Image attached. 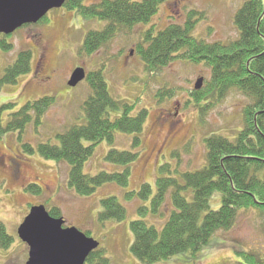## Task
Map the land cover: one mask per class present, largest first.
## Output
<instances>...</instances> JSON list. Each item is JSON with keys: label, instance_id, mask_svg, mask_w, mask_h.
Instances as JSON below:
<instances>
[{"label": "rangeland", "instance_id": "rangeland-1", "mask_svg": "<svg viewBox=\"0 0 264 264\" xmlns=\"http://www.w3.org/2000/svg\"><path fill=\"white\" fill-rule=\"evenodd\" d=\"M100 1L83 0V4ZM245 2L167 0L149 23L122 29L93 54L84 51L85 39L91 31L104 30L107 22L85 19L77 10L65 7L50 11L40 25L20 28L8 36L7 42L12 44L8 51L2 48L0 36V78L20 52L31 51L30 71L21 75L15 85H6L0 91V109L14 104L3 113V124L28 102L45 96L55 99L40 122L33 115L24 129L8 132L0 138V222L13 237L9 248H0V264L27 263L29 248L20 240L18 229L31 209L40 204L48 211L58 207L67 227H76L98 241L108 264H144L131 250L134 243L131 224L144 220L159 230L166 224L172 210L169 200L158 213L152 211L160 167L169 166L174 177L202 169L206 165V139L220 135L233 140L243 128V107L249 101L236 89L215 101L209 88L212 70L204 63L193 64L178 58L157 71L148 70L138 47L146 43L147 33L157 36L171 25L185 26L189 22L195 39L229 43L238 37L234 18ZM194 12L198 13L194 15ZM78 68L85 69L87 75L102 73L111 96L135 106L133 115L143 109L148 112L139 149L133 146L134 135L117 132L113 144L100 143L84 167L88 175L122 171L123 167L106 161L108 152L135 150L138 158L130 166L129 185L106 184L89 197L79 196L69 187L70 167L66 162L45 159L39 152L40 145L59 144L60 135L72 126L86 123L84 106L93 90L88 79L76 87L69 85ZM199 79L203 80L202 97L196 101L192 94ZM121 114V111H111L110 118L114 120ZM26 146L32 147L33 153L27 151ZM145 184L153 188L148 200L139 197L126 200V194L139 192ZM31 187L38 193L27 191ZM111 196L118 197L125 205L127 216L122 221L101 223L98 220L101 203ZM222 204L223 194L216 192L210 207L219 210ZM143 207L149 209L146 215L139 211ZM210 244L195 257L178 255L155 264H244L236 250L264 254L263 212L242 210L233 229L217 232Z\"/></svg>", "mask_w": 264, "mask_h": 264}, {"label": "trees", "instance_id": "trees-1", "mask_svg": "<svg viewBox=\"0 0 264 264\" xmlns=\"http://www.w3.org/2000/svg\"><path fill=\"white\" fill-rule=\"evenodd\" d=\"M165 2L167 0H101L86 6L83 0H67L64 7L77 10L85 19L107 22L104 30L91 31L85 39L84 51L93 54L122 29L149 23ZM190 23L171 25L157 36L145 35L144 42L148 46L140 45L138 51L147 69L157 71L178 58L193 64L204 63L212 70L209 88L215 101L222 100L229 91L236 89L249 102L243 107V128L233 140L220 135L206 139V165L202 169L174 177L169 166L160 167L152 211L158 213L169 200L172 210L166 224L162 230L144 220L131 224L134 235L131 250L144 264L159 263L178 255H199L211 245L217 232L233 229L242 210L257 209L264 215V0H246L234 18L238 37L229 43L195 39ZM1 45L6 51L12 47L6 38ZM30 58L31 51L20 52L15 63L0 78V91L6 85H15L21 75L30 71ZM86 79L93 90L84 106L86 123L72 126L60 135L59 144L46 143L39 147L45 159L69 165V187L82 197L93 195L106 184L129 185L130 166L138 158L135 150L111 149L108 152L106 161L123 167L122 171L88 175L84 167L100 143L107 141L113 144L117 132L134 135L133 146L139 149L148 115L145 109L133 115L134 105L113 98L102 73H90ZM192 96L200 101L202 91H194ZM54 100L46 96L28 102L12 114L6 125L2 115L14 104L4 105L0 109V138L8 132L24 129L33 115L40 122ZM111 111H121L122 114L113 120ZM25 149L30 153L34 151L30 146ZM27 191L38 193L34 187L27 188ZM216 192L223 194V204L219 210H212L210 200ZM152 194L153 188L145 184L139 192L126 194V200L132 201L137 197L148 200ZM101 204L99 222L126 218L127 209L118 197H108ZM139 211L142 215L149 213L146 207ZM49 213L52 217L61 218L58 207ZM12 243L13 237L0 222V248L7 249ZM235 253L244 264H264L262 253L243 250ZM88 263L108 264L109 261L104 251L98 249L90 255Z\"/></svg>", "mask_w": 264, "mask_h": 264}, {"label": "water", "instance_id": "water-1", "mask_svg": "<svg viewBox=\"0 0 264 264\" xmlns=\"http://www.w3.org/2000/svg\"><path fill=\"white\" fill-rule=\"evenodd\" d=\"M66 0H0V34L11 35L25 25L37 24L47 14L62 8ZM86 78L82 68L76 69L69 81L76 87ZM203 80L195 85L202 89ZM63 218L52 217L45 206L31 209L18 229L22 242L29 247L26 264H86L100 244L75 227L64 228Z\"/></svg>", "mask_w": 264, "mask_h": 264}, {"label": "flooded vegetation", "instance_id": "flooded-vegetation-1", "mask_svg": "<svg viewBox=\"0 0 264 264\" xmlns=\"http://www.w3.org/2000/svg\"><path fill=\"white\" fill-rule=\"evenodd\" d=\"M40 61H41V60H40ZM41 62H42V64H43V59H42V61H41ZM38 68H39V67H38ZM38 74H39V72H38Z\"/></svg>", "mask_w": 264, "mask_h": 264}]
</instances>
